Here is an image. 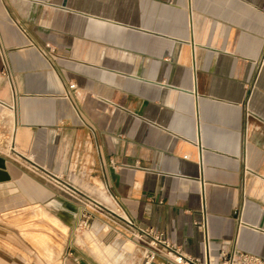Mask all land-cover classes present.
Instances as JSON below:
<instances>
[{
  "label": "crops",
  "instance_id": "1",
  "mask_svg": "<svg viewBox=\"0 0 264 264\" xmlns=\"http://www.w3.org/2000/svg\"><path fill=\"white\" fill-rule=\"evenodd\" d=\"M31 162L183 254L205 215L211 252L264 258V0H0V264L10 213L81 211Z\"/></svg>",
  "mask_w": 264,
  "mask_h": 264
},
{
  "label": "rangeland",
  "instance_id": "2",
  "mask_svg": "<svg viewBox=\"0 0 264 264\" xmlns=\"http://www.w3.org/2000/svg\"><path fill=\"white\" fill-rule=\"evenodd\" d=\"M92 197L98 199L97 195ZM2 220L15 229L14 241L24 249L14 251L25 264H142L140 252L128 242V233L104 208L68 227L48 213L34 212L32 207L10 213ZM125 244L128 249L123 248ZM107 246L122 253L121 258L113 260L104 251Z\"/></svg>",
  "mask_w": 264,
  "mask_h": 264
},
{
  "label": "built area",
  "instance_id": "3",
  "mask_svg": "<svg viewBox=\"0 0 264 264\" xmlns=\"http://www.w3.org/2000/svg\"><path fill=\"white\" fill-rule=\"evenodd\" d=\"M12 150L14 151V149ZM29 165L33 172L39 174L47 182L79 202L81 211L78 219L80 218L81 222L90 219L94 212H98L101 208L109 211L115 218L113 222L128 233L130 241L140 252L142 264H152L157 256L162 258L158 264H264L263 257L240 250L235 245L229 250L222 247L216 253L211 252L206 234L205 215L201 223L206 244L205 256L200 259L197 256L183 254L174 248L171 243L163 238L162 233L156 231L153 227L137 225L109 194L105 193L107 199L102 196H98V199H95L91 194L82 191L59 174L45 169L34 162ZM235 212L237 214V225H241L243 223L242 208Z\"/></svg>",
  "mask_w": 264,
  "mask_h": 264
},
{
  "label": "bare ground",
  "instance_id": "4",
  "mask_svg": "<svg viewBox=\"0 0 264 264\" xmlns=\"http://www.w3.org/2000/svg\"><path fill=\"white\" fill-rule=\"evenodd\" d=\"M103 194V193H102ZM100 195V194H99ZM105 198V197H104Z\"/></svg>",
  "mask_w": 264,
  "mask_h": 264
},
{
  "label": "water",
  "instance_id": "5",
  "mask_svg": "<svg viewBox=\"0 0 264 264\" xmlns=\"http://www.w3.org/2000/svg\"><path fill=\"white\" fill-rule=\"evenodd\" d=\"M152 264H154V263H152Z\"/></svg>",
  "mask_w": 264,
  "mask_h": 264
}]
</instances>
